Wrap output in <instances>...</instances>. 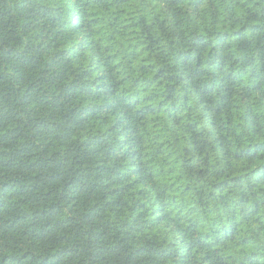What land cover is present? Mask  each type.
<instances>
[{
  "label": "trees",
  "instance_id": "1",
  "mask_svg": "<svg viewBox=\"0 0 264 264\" xmlns=\"http://www.w3.org/2000/svg\"><path fill=\"white\" fill-rule=\"evenodd\" d=\"M0 264H264V0H0Z\"/></svg>",
  "mask_w": 264,
  "mask_h": 264
}]
</instances>
